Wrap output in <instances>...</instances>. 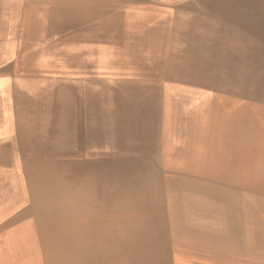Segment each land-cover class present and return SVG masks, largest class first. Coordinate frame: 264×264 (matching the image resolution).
<instances>
[{"label": "bare ground", "instance_id": "6f19581e", "mask_svg": "<svg viewBox=\"0 0 264 264\" xmlns=\"http://www.w3.org/2000/svg\"><path fill=\"white\" fill-rule=\"evenodd\" d=\"M19 1L0 0V29ZM99 1L26 2L21 56L40 45L61 65L26 71L80 77L5 83L0 264H264V129L247 110L264 105V48L210 13L230 0Z\"/></svg>", "mask_w": 264, "mask_h": 264}, {"label": "rangeland", "instance_id": "374dc122", "mask_svg": "<svg viewBox=\"0 0 264 264\" xmlns=\"http://www.w3.org/2000/svg\"><path fill=\"white\" fill-rule=\"evenodd\" d=\"M27 1L28 0H20L19 1L20 2V6L17 7L18 10L13 15L14 19H15V28L7 27V24H5V25H1V29H0V53H1V55L4 56V52H8V56H7L6 60L4 62H2L1 64H7V65H4V67L8 66L9 61L14 64V66H15L14 77L16 79L20 78L18 80H21V82L18 83L19 85H26V84H23V82H22L23 79H26V81H28V79H43L44 77L58 78V75L55 74V73H50V74H37V73L33 74L32 73L31 74L28 71H26L27 69L29 70V68L31 69L32 68L31 66H35L37 64H40L39 59H41L43 61H46L45 63L49 64L51 67L55 66V65L57 67L61 66L59 64V62H58V58H56V60H55V58L52 55H50L49 52L51 50H48L46 52L48 54L47 56L44 55V54L39 53V46L40 45H38L36 47V49L31 50V52H27L26 56H24V57L21 56V54L23 53V51H22L23 48L26 49V47H28V46L31 48V45H28L30 43L28 38L30 36H32V35L29 36L30 33H28V31L22 33L21 30H20V27H21L22 23L26 20L27 14H28V12L26 10V2ZM35 1H37V0H31L32 3L35 2ZM38 1H40L41 4H42V2L46 1L47 2V7H48V6H52V5L53 6L54 5H60L61 3H58V2L62 1V0H38ZM109 1H111V0H100L99 3L106 5V3H109ZM114 1H123V4L126 1L129 2L130 4L133 3V1H131V0H129V1L128 0H112L111 2L114 3ZM230 1H229L228 6L225 7V9L223 8V11L213 10L212 12L210 11V13L213 14V15H216V19L221 24V27L227 28V26L228 27L230 26V27L233 28L232 29L233 31L239 29L241 32L240 33H235V35L240 37L241 40L247 38V40L249 41L251 39L252 41L250 40L249 42L256 43L259 46L264 48V46H263L264 45V37H263L264 36V26L262 27V26H259L260 24H258L260 19L263 18L262 14L264 12L262 13L260 10L257 9L258 11H256L254 9V5H256V6L258 5V7H260V6L264 7V3H263L264 0H251V1L250 0H238V2H240V3H237V0H230ZM31 2H29V3L31 4ZM167 3L168 2L166 0L160 1V4H162V5L163 4H167ZM241 3L243 4V6L239 5ZM252 7L254 9V12H253V9H251ZM76 13H77V9H71V14L68 15V16H70L71 18L72 17L76 18ZM48 14H49V12H48ZM176 17H178V16H175V18ZM255 21H257V23ZM222 23H223V26H222ZM234 25H235V27L236 26L237 27L235 28ZM242 36L245 37V38H243ZM261 37H263V38L261 39ZM11 40H14V41H11ZM3 48L5 49V51H2V50H4ZM95 52H96L95 55H91L90 59H91L92 62L94 61L95 64H96L99 61L98 60L99 55L97 54V50ZM97 55H98V57H97ZM17 58H21L22 60L21 59H17ZM65 61H67V60L66 59L62 60L61 59V62H65ZM69 63L70 62H67L66 64L68 65ZM63 64L66 66L65 63H63ZM21 69L24 70V71H20ZM0 70H2V69L0 68ZM36 76H43V77H36ZM109 76L110 75H100V77H104V78H108ZM5 77L6 78H4V79L0 78V83L4 87V89L3 88L1 89L0 96H2L3 99H9L10 97H13V95H12L10 89H6L5 88V85H6L5 83L9 82L10 78H7L6 75H5ZM78 77H80V76H78ZM262 82L264 83V79H262ZM25 83H27V82H25ZM23 89H25V87H23ZM235 93H238V97H240V98L243 97L241 92H235ZM235 93H233V96H234ZM235 96H236V94H235ZM240 109H238V110L240 111ZM247 110L249 112L251 111L254 123H261L260 125H256V127L260 128V126H261L264 129V127L262 126V123L264 124V105L263 106H254V107L250 106L249 108L247 107ZM43 114L46 115L45 112H43ZM239 121H244V119L243 118H239ZM225 131H226L227 134L229 132L228 136L231 135V133H232L230 129L227 130L225 128ZM258 131L261 133V130H258ZM261 134H264V131ZM241 152H242V148H240V154H241ZM241 156L244 157V155H242V154H241ZM260 184H259L258 179L256 178V180H254V187H255L254 191H263L264 190V186L263 185L261 186Z\"/></svg>", "mask_w": 264, "mask_h": 264}, {"label": "crops", "instance_id": "0c3cea01", "mask_svg": "<svg viewBox=\"0 0 264 264\" xmlns=\"http://www.w3.org/2000/svg\"><path fill=\"white\" fill-rule=\"evenodd\" d=\"M40 48V47H39ZM27 52H30V48L28 49V51H26V52H24V55L25 54H27ZM11 62L9 61V63H8V66H10V67H8V73H7V78H10V79H14V72H15V66H14V64L13 63H11ZM2 66H0V68H2V70H0V72H3V71H5V68L6 67H4V65H7V64H1ZM70 65V66H69ZM72 66H74V67H72ZM14 70H13V69ZM12 71V72H11ZM77 72V66L73 63V62H71V63H69L68 65H66V67H62V69L60 68V72L57 74L58 75V78L59 79H67L66 77H71V78H78V75L77 74H75ZM8 75H9V77H8ZM66 76V77H65ZM0 78L1 79H4V78H6L5 77V74H2V73H0Z\"/></svg>", "mask_w": 264, "mask_h": 264}]
</instances>
